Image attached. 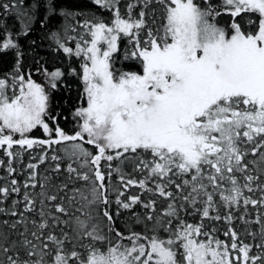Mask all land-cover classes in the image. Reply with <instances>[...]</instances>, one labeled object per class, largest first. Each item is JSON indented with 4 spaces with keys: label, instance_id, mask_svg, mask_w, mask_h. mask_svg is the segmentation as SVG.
<instances>
[{
    "label": "snow or ice",
    "instance_id": "1",
    "mask_svg": "<svg viewBox=\"0 0 264 264\" xmlns=\"http://www.w3.org/2000/svg\"><path fill=\"white\" fill-rule=\"evenodd\" d=\"M0 264H264V0H0Z\"/></svg>",
    "mask_w": 264,
    "mask_h": 264
},
{
    "label": "trees",
    "instance_id": "2",
    "mask_svg": "<svg viewBox=\"0 0 264 264\" xmlns=\"http://www.w3.org/2000/svg\"><path fill=\"white\" fill-rule=\"evenodd\" d=\"M83 2L87 3V2H88V0H83ZM37 79H39V77H37Z\"/></svg>",
    "mask_w": 264,
    "mask_h": 264
}]
</instances>
